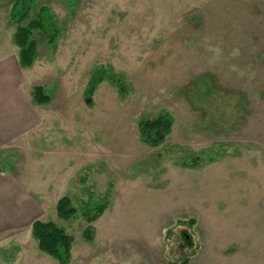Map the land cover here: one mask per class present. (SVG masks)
Masks as SVG:
<instances>
[{
	"label": "rangeland",
	"instance_id": "rangeland-1",
	"mask_svg": "<svg viewBox=\"0 0 264 264\" xmlns=\"http://www.w3.org/2000/svg\"><path fill=\"white\" fill-rule=\"evenodd\" d=\"M32 2L28 20L48 7L60 33H34L23 76L39 129L0 152V169L35 183L22 178L34 215L0 230V264H58L36 220L72 237L69 264H264V0ZM14 3L0 1L9 61ZM160 115L172 131L151 148L139 123ZM64 196L108 202L92 241L80 213L58 217Z\"/></svg>",
	"mask_w": 264,
	"mask_h": 264
},
{
	"label": "trees",
	"instance_id": "trees-1",
	"mask_svg": "<svg viewBox=\"0 0 264 264\" xmlns=\"http://www.w3.org/2000/svg\"><path fill=\"white\" fill-rule=\"evenodd\" d=\"M2 1V0H0ZM32 0H15L11 9V22L16 26L15 43L20 49L19 61L22 67L29 68L35 62L37 41L35 32L42 33L50 44L59 36V27L48 7L41 8L34 19L28 20L32 10ZM33 99L37 104L50 101L43 87H35ZM173 121L168 115L158 118L144 119L139 123V134L144 144L151 148L161 146L172 131ZM108 208L107 201L86 203L80 209L68 196L60 198L56 204L57 215L60 219L68 220L78 213L85 220L87 227L84 238L92 241L95 237L93 224L98 221ZM32 236L38 243L39 250L53 258L58 264L71 262L73 239L52 221L36 220L32 223Z\"/></svg>",
	"mask_w": 264,
	"mask_h": 264
},
{
	"label": "crops",
	"instance_id": "crops-1",
	"mask_svg": "<svg viewBox=\"0 0 264 264\" xmlns=\"http://www.w3.org/2000/svg\"><path fill=\"white\" fill-rule=\"evenodd\" d=\"M26 70L20 64L19 55L15 61H9L3 55L0 56L1 153H3V149L6 150L9 146L15 147L20 142L23 143V138L26 135L39 129L38 112L34 111L33 106L30 104L31 101L25 95L23 76ZM22 178L28 182H33L25 177ZM22 178L0 169L1 231L4 227H18L24 220L34 215L33 208L35 204L33 205V198L30 192L25 189ZM33 184L35 185L34 182Z\"/></svg>",
	"mask_w": 264,
	"mask_h": 264
}]
</instances>
